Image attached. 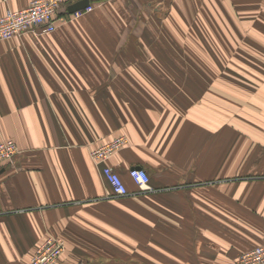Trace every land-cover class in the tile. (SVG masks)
I'll use <instances>...</instances> for the list:
<instances>
[{"label":"crops","instance_id":"1","mask_svg":"<svg viewBox=\"0 0 264 264\" xmlns=\"http://www.w3.org/2000/svg\"><path fill=\"white\" fill-rule=\"evenodd\" d=\"M31 1L0 0V17ZM77 1L55 32L0 41V140L20 148L0 167V264H29L48 236L66 244L57 264H236L264 245V0L66 16ZM119 136L130 146L96 164Z\"/></svg>","mask_w":264,"mask_h":264},{"label":"built area","instance_id":"2","mask_svg":"<svg viewBox=\"0 0 264 264\" xmlns=\"http://www.w3.org/2000/svg\"><path fill=\"white\" fill-rule=\"evenodd\" d=\"M69 0H32L27 8L19 11L9 10L0 17V41H10L25 34L42 32L53 33L64 18L60 12ZM93 7L72 14V18H79L89 13ZM130 146L126 136H119L91 151V158L96 164H106L119 152ZM20 153V148L14 140H0V167L14 165ZM145 169L133 168L129 176L141 194L152 193L151 177ZM105 180L112 188L113 195L124 198L131 195L122 177L113 167L105 165L102 169ZM63 238L48 236L38 247L29 264H57L64 254L66 244ZM236 264H264V245L257 246L240 256Z\"/></svg>","mask_w":264,"mask_h":264},{"label":"water","instance_id":"3","mask_svg":"<svg viewBox=\"0 0 264 264\" xmlns=\"http://www.w3.org/2000/svg\"><path fill=\"white\" fill-rule=\"evenodd\" d=\"M87 8H90V0H80L68 6L67 12L72 15Z\"/></svg>","mask_w":264,"mask_h":264},{"label":"rangeland","instance_id":"4","mask_svg":"<svg viewBox=\"0 0 264 264\" xmlns=\"http://www.w3.org/2000/svg\"><path fill=\"white\" fill-rule=\"evenodd\" d=\"M242 74L243 72H237V74ZM215 74H217L218 76H225L227 74V72H223V71H220V72H215ZM225 74V75H224Z\"/></svg>","mask_w":264,"mask_h":264},{"label":"trees","instance_id":"5","mask_svg":"<svg viewBox=\"0 0 264 264\" xmlns=\"http://www.w3.org/2000/svg\"><path fill=\"white\" fill-rule=\"evenodd\" d=\"M66 16H71L67 11L64 13Z\"/></svg>","mask_w":264,"mask_h":264}]
</instances>
